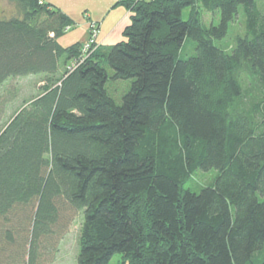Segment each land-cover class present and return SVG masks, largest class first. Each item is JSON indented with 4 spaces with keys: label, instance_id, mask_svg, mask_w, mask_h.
<instances>
[{
    "label": "trees",
    "instance_id": "trees-1",
    "mask_svg": "<svg viewBox=\"0 0 264 264\" xmlns=\"http://www.w3.org/2000/svg\"><path fill=\"white\" fill-rule=\"evenodd\" d=\"M0 87L43 75L0 132V264H42L83 212L78 264H264V10L257 0L124 1V40L74 67L82 42L52 3L10 0ZM204 2L220 24H202ZM242 6L245 36L216 46ZM191 9L189 20L183 11ZM196 55L181 53L188 40ZM75 68V69H74ZM112 70V71H110ZM131 87L119 103L112 82ZM214 185L185 189L198 171Z\"/></svg>",
    "mask_w": 264,
    "mask_h": 264
},
{
    "label": "rangeland",
    "instance_id": "rangeland-1",
    "mask_svg": "<svg viewBox=\"0 0 264 264\" xmlns=\"http://www.w3.org/2000/svg\"><path fill=\"white\" fill-rule=\"evenodd\" d=\"M149 1V0H147ZM56 7L60 8L69 15L75 22L70 31L65 33L59 40L63 47H69L77 42H85L90 37L92 23H97L100 30V36H105L116 26L117 21L123 19L130 11L116 0H56ZM259 7L264 10V0H257ZM191 9L186 8L183 11V20H189ZM19 16L18 5L10 0H0V18L11 19ZM128 16V15H127ZM197 16L203 25L209 27L220 24V14L218 11H212L204 2H200L197 8ZM245 13L244 8L240 6L237 15L230 23L228 34L222 40L215 41L220 49L231 53L238 38L245 36ZM131 22L128 20L120 30L123 31ZM124 40V36L123 39ZM121 40V41H122ZM118 41L117 43L121 42ZM196 55V43L188 40L181 53L183 59ZM112 71V70H110ZM43 75L22 76L12 78L6 81L0 87V132L9 124L14 116L29 102L41 94L43 84ZM132 82L120 80L112 82L110 89L114 98L121 103L123 96L128 92ZM218 171H196L185 189L199 193L203 188L214 185ZM83 212L77 211L72 215L61 239L53 241L50 245L40 247V262L42 264H78L77 257L80 249V236L83 225ZM28 256L24 258V264H27ZM111 264H119V255L115 256Z\"/></svg>",
    "mask_w": 264,
    "mask_h": 264
},
{
    "label": "crops",
    "instance_id": "crops-1",
    "mask_svg": "<svg viewBox=\"0 0 264 264\" xmlns=\"http://www.w3.org/2000/svg\"><path fill=\"white\" fill-rule=\"evenodd\" d=\"M42 1H44L45 3H52V4L56 3L55 5H57V3H58V2H56V0H42ZM116 1H117V3H121V2H124V1L133 2V1H138V0H116ZM127 15L129 16V13ZM127 15L123 19H121V20L119 19L117 21L118 24L116 26H114L108 32L107 35L101 37L100 36L101 35L100 34V30H99L98 42L100 43L101 47H111L113 44H115L116 42L121 41L123 39V36H122V33H121L120 30L122 29L123 25L128 20V16ZM123 33H124V31H123Z\"/></svg>",
    "mask_w": 264,
    "mask_h": 264
},
{
    "label": "built area",
    "instance_id": "built-area-1",
    "mask_svg": "<svg viewBox=\"0 0 264 264\" xmlns=\"http://www.w3.org/2000/svg\"><path fill=\"white\" fill-rule=\"evenodd\" d=\"M98 35H99L98 24L92 23L90 30V37L87 41L82 43L80 57L77 63L74 65V67L85 62L100 47V43L98 42Z\"/></svg>",
    "mask_w": 264,
    "mask_h": 264
}]
</instances>
